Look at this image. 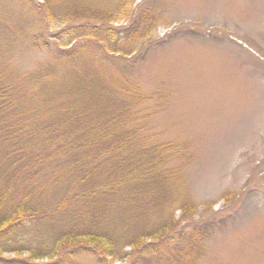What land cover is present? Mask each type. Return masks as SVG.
<instances>
[{"label":"trees","instance_id":"trees-1","mask_svg":"<svg viewBox=\"0 0 264 264\" xmlns=\"http://www.w3.org/2000/svg\"><path fill=\"white\" fill-rule=\"evenodd\" d=\"M41 1L45 20L67 21L69 42L49 43L47 63L20 77L0 69V264H33L9 253L45 264H197L219 228L192 225L196 206L174 197L187 147L153 144L138 118L145 98L109 72L156 17L145 10L116 29L114 14L77 0Z\"/></svg>","mask_w":264,"mask_h":264},{"label":"rangeland","instance_id":"rangeland-1","mask_svg":"<svg viewBox=\"0 0 264 264\" xmlns=\"http://www.w3.org/2000/svg\"><path fill=\"white\" fill-rule=\"evenodd\" d=\"M77 1L114 14L116 29L145 10L156 17L137 51L115 56L110 75L124 76L145 98L138 118L153 144L187 147L184 187L169 183L174 197L196 206L192 225L219 228L197 264H264V0ZM41 4L0 0V69L9 76L44 66L56 40L67 48L69 24L45 20ZM179 165L174 157L168 167ZM7 188L0 170V194ZM28 255L5 258L49 261Z\"/></svg>","mask_w":264,"mask_h":264}]
</instances>
